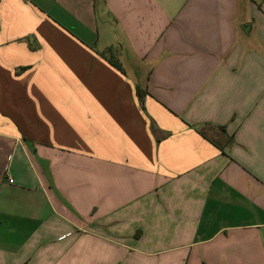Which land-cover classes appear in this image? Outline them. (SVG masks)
I'll list each match as a JSON object with an SVG mask.
<instances>
[{
    "label": "crops",
    "instance_id": "obj_1",
    "mask_svg": "<svg viewBox=\"0 0 264 264\" xmlns=\"http://www.w3.org/2000/svg\"><path fill=\"white\" fill-rule=\"evenodd\" d=\"M0 264H264V0H0Z\"/></svg>",
    "mask_w": 264,
    "mask_h": 264
},
{
    "label": "trees",
    "instance_id": "obj_2",
    "mask_svg": "<svg viewBox=\"0 0 264 264\" xmlns=\"http://www.w3.org/2000/svg\"><path fill=\"white\" fill-rule=\"evenodd\" d=\"M109 63L114 67L116 68L117 70L121 71V67L119 65V63L117 62L116 59H114L113 57H110L108 59ZM26 68H20V70H25ZM137 97L140 101V105L143 106V101H144V96H143V93L141 92V90L139 88H137Z\"/></svg>",
    "mask_w": 264,
    "mask_h": 264
},
{
    "label": "built area",
    "instance_id": "obj_3",
    "mask_svg": "<svg viewBox=\"0 0 264 264\" xmlns=\"http://www.w3.org/2000/svg\"><path fill=\"white\" fill-rule=\"evenodd\" d=\"M9 182H10V183H12V180H11V179H9Z\"/></svg>",
    "mask_w": 264,
    "mask_h": 264
}]
</instances>
